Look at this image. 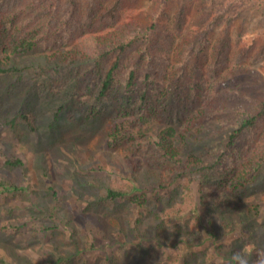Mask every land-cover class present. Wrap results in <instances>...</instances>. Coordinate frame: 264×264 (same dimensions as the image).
<instances>
[{
  "label": "rangeland",
  "instance_id": "obj_1",
  "mask_svg": "<svg viewBox=\"0 0 264 264\" xmlns=\"http://www.w3.org/2000/svg\"><path fill=\"white\" fill-rule=\"evenodd\" d=\"M179 2L130 0L126 13L151 27L156 7H168L172 15ZM204 2L234 18L228 72H244L238 81L244 92L262 96L264 54L258 58L257 49L264 47V0H190V18ZM171 15L162 18L174 31ZM181 38L176 35L175 43ZM251 45L248 57L243 56ZM46 51L47 56L55 52ZM42 53L6 61L0 49L2 62L23 67L0 77V181L20 188L0 186V256L5 264H58L51 247L75 253L73 264H105L107 257H116L112 249L119 255L137 218L150 253L145 264H236V253L249 256L253 248L264 249L263 174L254 184L225 194L219 204L200 201L204 178L199 173L166 190L158 189V173L150 167L131 179L123 148L107 146L108 120L116 114V103L99 98L88 76H81L74 88L63 75L52 80L48 75L53 70L39 76L36 69L26 68ZM23 115L33 129L22 124ZM217 132L204 136L197 151L210 160L218 155L220 145L210 141ZM110 189L123 193L122 198H108ZM137 195L144 196V206L132 200ZM171 197V204L165 202ZM180 229L189 233L180 235Z\"/></svg>",
  "mask_w": 264,
  "mask_h": 264
},
{
  "label": "trees",
  "instance_id": "obj_2",
  "mask_svg": "<svg viewBox=\"0 0 264 264\" xmlns=\"http://www.w3.org/2000/svg\"><path fill=\"white\" fill-rule=\"evenodd\" d=\"M129 1L0 0L4 60L44 51L41 59H33L26 68L36 69L39 76L53 70L48 75L52 80L63 75L72 79L74 88L81 76L92 78L99 98L117 105L116 114L108 120L107 146L123 148L131 179L150 167L158 173V189L166 190L199 173L204 178L200 201L219 204L225 194L238 192L264 175V93L249 95L238 82L245 73L228 72L234 18L227 12L217 13L206 2L190 18V0H180L172 15L168 7H156L149 27L127 16ZM170 15L174 31L162 18ZM176 35L182 37L177 44ZM252 46L244 48L243 56L248 57ZM46 50L55 52L47 56ZM263 54L264 47L257 49L258 58ZM22 68L0 60V77ZM23 117L22 124L31 127L28 117ZM214 130H218L216 139L210 141L220 146L217 157L210 160L197 151L204 136ZM0 186L20 190L10 182L0 181ZM122 196L108 191V198ZM143 197L132 200L141 207ZM172 199L165 202L171 204ZM160 200L163 206L164 199ZM172 212L180 214L179 209ZM135 222L119 255L112 249L116 257H107L105 264H145L150 253L140 232L141 220ZM176 232L189 233L187 229ZM50 250L54 262L73 264L75 253ZM258 250L253 248L247 256L249 264ZM0 264H5L3 256Z\"/></svg>",
  "mask_w": 264,
  "mask_h": 264
},
{
  "label": "clouds",
  "instance_id": "obj_3",
  "mask_svg": "<svg viewBox=\"0 0 264 264\" xmlns=\"http://www.w3.org/2000/svg\"><path fill=\"white\" fill-rule=\"evenodd\" d=\"M234 260L236 264H249L248 257L242 252H238L234 255ZM252 264H264V249L258 250L256 254V259Z\"/></svg>",
  "mask_w": 264,
  "mask_h": 264
}]
</instances>
